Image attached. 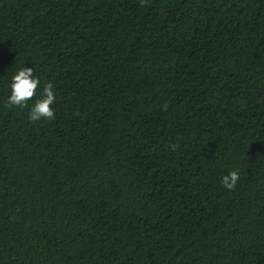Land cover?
Instances as JSON below:
<instances>
[{
  "label": "trees",
  "instance_id": "16d2710c",
  "mask_svg": "<svg viewBox=\"0 0 264 264\" xmlns=\"http://www.w3.org/2000/svg\"><path fill=\"white\" fill-rule=\"evenodd\" d=\"M0 264H264V0H0Z\"/></svg>",
  "mask_w": 264,
  "mask_h": 264
},
{
  "label": "clouds",
  "instance_id": "9594fccd",
  "mask_svg": "<svg viewBox=\"0 0 264 264\" xmlns=\"http://www.w3.org/2000/svg\"><path fill=\"white\" fill-rule=\"evenodd\" d=\"M142 5L145 0H141ZM41 85V80L39 77L34 75L33 67H22L12 79L11 94L8 98V106L15 108H25L28 106V102L32 100ZM56 102V95L54 92V84L52 82H47L41 92V98L37 99L34 105L29 111V120L32 123L41 121L42 119L54 120L55 119V109L52 107ZM164 109H167L165 104ZM175 150L176 145L172 146ZM240 174L239 170H232L229 174L222 177L221 183L226 190H234L239 181Z\"/></svg>",
  "mask_w": 264,
  "mask_h": 264
}]
</instances>
